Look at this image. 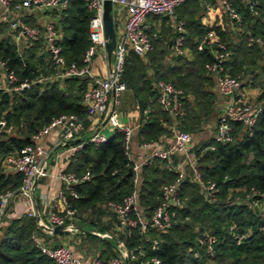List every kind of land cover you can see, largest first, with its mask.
Returning <instances> with one entry per match:
<instances>
[{
	"label": "trees",
	"instance_id": "obj_1",
	"mask_svg": "<svg viewBox=\"0 0 264 264\" xmlns=\"http://www.w3.org/2000/svg\"><path fill=\"white\" fill-rule=\"evenodd\" d=\"M230 1L241 15L239 24L228 17L240 33V40L236 43L231 42V32L199 23V17L205 9L198 0H190L176 9V16L180 19L182 16L197 14L186 22L189 32L187 40L188 43L191 41L193 49L192 60L167 68L161 76L147 77L144 65L149 63L131 51L126 56L121 78L141 113L136 134L140 144L157 142L160 136L170 133L167 126L173 122L178 130L195 131L211 111L217 94L212 90L215 79L204 67L211 59V54L207 50L197 51L195 48L197 40L204 34L215 31L227 45L229 58L225 65L233 76L245 68L242 58H238L240 54L257 53L263 58L259 46L250 43L249 37H261L264 40V0H258L257 9L260 14L256 16L245 6V1ZM90 17L85 0H67L66 8L61 11L62 36L58 44L67 64L75 62L80 65L84 51L91 44L88 32ZM153 51L154 48L146 58ZM34 55L33 49L19 55L16 46L8 38L0 40V57L16 73L18 83L32 78L39 71L45 73L37 66L38 59ZM254 63V59H251L250 64ZM261 73L262 91L254 103L261 107V113L253 133L248 135L240 123H232L234 142L215 143L211 137L202 146H194L196 156L199 157L195 161L197 168L204 180H212L219 187L218 200L207 202L198 184L189 177L182 180L183 207L177 211L171 227L164 233H150V236H158L161 242L155 251H150L149 247L147 251L150 255L158 256L162 264H264V219L254 207L243 202H233L235 195L226 196L229 190H242L239 194L244 197L252 188L264 193V65ZM168 77H171L170 82L184 91L185 114L178 119L172 118L156 101L153 83L157 79L168 81ZM88 81V78L73 77L52 82L43 90H40L39 84H34L30 89L19 92L0 91V118L23 126L16 136L0 139V156L19 152L25 146L33 144L32 135L61 115L75 114L84 117L85 109L81 100ZM253 82L254 80L252 85ZM211 144H214L213 150L207 148ZM74 159L73 172H90L89 180L75 186L79 194V199L75 202L78 210L83 207L93 208L97 203L107 201L120 202L134 189L133 175H127L131 164L124 152V136L121 132L115 130L98 145L85 141L74 153ZM165 164V161L154 158L151 164L140 168L138 198L144 210H152L160 201L161 186L178 176L175 170L167 169ZM20 179L16 172L5 174L0 170V192L17 188ZM188 218H191L192 224L187 222ZM193 224L197 225V229ZM232 226L234 229H231ZM34 229L35 222L32 218L25 222L21 218L15 219L10 223L0 238V264H55L32 242L31 234ZM203 232L216 237L215 253L208 256L201 251L200 257L195 258V238ZM238 233L246 234L240 243L234 239ZM137 234V231L133 232V238L127 240V246L134 244ZM105 254L107 255L106 251L102 250L98 258L103 261L108 259ZM114 255L116 254L111 256Z\"/></svg>",
	"mask_w": 264,
	"mask_h": 264
},
{
	"label": "built area",
	"instance_id": "obj_2",
	"mask_svg": "<svg viewBox=\"0 0 264 264\" xmlns=\"http://www.w3.org/2000/svg\"><path fill=\"white\" fill-rule=\"evenodd\" d=\"M125 8L127 18L119 36H116V44L113 51L114 65L105 77H96L91 72V62L97 50L106 54L103 28V0H85L87 10L91 13L88 23L89 39L91 44L84 51L81 64L75 62L67 64L62 48L58 44L56 33L52 27L45 28L43 38L45 49L48 53L51 72L50 82L63 81L67 78H88L86 89L82 93L81 103L85 109V116L64 114L54 119L50 124L39 129L32 135L33 144L27 145L19 152H9L2 156V161L21 177L20 184L15 189H6L0 192V224L1 218L9 208L16 194L32 202V192L37 179L55 178L60 183L56 198L50 205V211L40 212L32 209L29 217L36 218L42 230L52 232L54 227L70 230L73 225L70 220L78 212L75 202L79 199L76 185L90 179L88 170L77 174L73 171L59 170L49 172L48 150L43 145V139L52 128H58L59 141L61 143L74 139L83 129L84 120H99L121 132L124 136V152L131 164L134 189L120 202L107 201L106 208L114 215L118 227L124 229L127 238H133V232L137 231V240L132 246H125L122 252L101 260L94 258L90 264H162L156 255H150L147 251H155L161 240L158 236H150L151 232L164 233L172 225L177 211L183 207L181 197V182L189 177L198 184L202 196L207 202L218 200L219 187L212 180H204L193 159L192 135L187 131L178 130L174 133L173 140L166 147H152V142H143L141 147L151 149L149 156L139 162L132 161L131 144L133 139L132 128L121 122L118 118L116 107L122 92L126 89L121 74L123 63L128 53L134 52L141 58L146 56L154 48V40L158 38L152 31L146 19L148 16H169L173 19L174 36L170 44V53L174 56H182L185 53V43L188 37V28L181 19L176 16V9L189 0H112ZM224 9L227 16L237 22L241 21V15L230 0H216ZM245 6L253 13L259 15L257 9L258 0H245ZM67 0H0L1 15L8 18L9 28L15 38L16 47L31 46L42 36L39 28L26 23L21 15L32 8H66ZM250 43H256L264 58V40L261 37H249ZM21 47V48H22ZM197 51H209L211 59L204 65L208 74L216 81V93L224 99L218 113L216 126L213 132L215 143H231L235 141L232 123H240L246 134L251 135L257 118L261 113V107L256 106L247 95L243 86L241 75H231L227 71L225 62L229 58L227 45L214 31H209L197 40ZM18 51V50H17ZM19 55L21 53L18 51ZM41 79V78H40ZM39 82V80L37 81ZM35 82L25 79L18 83L16 73L10 69L0 57V91L4 93L19 92L30 89ZM37 84V83H36ZM156 91V101L163 110L178 119L185 114L183 106L184 91L176 87L172 82L157 79L153 83ZM145 113L147 110L144 111ZM22 124L17 126L5 118H0V139L16 136ZM106 136L99 131L94 132L88 139L89 142L98 145L106 140ZM81 145L72 148L78 150ZM214 149V144L207 147ZM184 156L181 164H175L173 158ZM154 158L165 161L166 168L175 170L177 178L164 183L160 189V201L150 211L144 210L139 204L138 189L140 183L139 170L141 166L151 164ZM235 203H246L254 207L258 215L264 219V193L251 189L244 197L232 198ZM58 207L61 208L58 210ZM46 216V220L42 217ZM234 229V226L231 227ZM244 233L234 236L237 243L245 238ZM31 240L39 251L52 259L55 264H84L82 256L78 255L73 247L68 244L50 245L44 238L36 233L31 234ZM193 256L200 257L201 251L208 256H213L216 237L206 232L200 233L195 238Z\"/></svg>",
	"mask_w": 264,
	"mask_h": 264
},
{
	"label": "crops",
	"instance_id": "obj_3",
	"mask_svg": "<svg viewBox=\"0 0 264 264\" xmlns=\"http://www.w3.org/2000/svg\"><path fill=\"white\" fill-rule=\"evenodd\" d=\"M198 1L202 3V6L205 9L204 13H202L199 17L200 20L199 23L208 27H212V26L218 27L221 31L231 32L233 34V37L235 36V32H237L238 29L235 27V24L231 20H229L226 12L216 0H198ZM62 10H63L62 8H32L28 12L24 11L21 15L22 19L26 23L39 28L42 32L41 38L33 45L31 46L23 45V47L21 46L22 48L16 47L21 54L22 53L24 54V52H26L27 50L33 49V52L35 54L34 56L35 58L38 59L37 66L39 67V69L45 71V73L43 72L40 73L41 80H44V84L42 86L40 85V90L45 89L47 85L52 83L48 80L51 72V68H50L48 53L46 52L45 49L43 32L45 28L52 27L56 33L58 41L60 40L62 36L61 23H60V16ZM1 14L2 13L0 6V40L8 38L10 43L16 46L15 38L9 28L8 18H4ZM112 15L115 24L116 36H119L123 29V24L127 18L126 10L124 7L118 4H113ZM146 23L148 24V26L152 31L160 32V35H162V33H164L165 31L166 32H168V30L170 31L171 37H169L167 40L168 51L170 52V44L174 36L173 19L169 16H148L146 19ZM234 29H236V31ZM195 37L196 35L193 38ZM185 47H186L185 53L182 56L187 58V60H190L193 57V49L188 43V40H186ZM113 65H114V61L112 57L111 59H108L107 55L103 53L102 50L98 49L91 62V72L96 77H105L108 75ZM251 80L252 79L250 78L249 79L244 78L242 84L246 89L248 98L255 103L256 97L259 94H257L255 90L252 89L256 87L252 85ZM126 90L127 89H125L122 92L121 96H123ZM212 90L216 92L215 80ZM224 102H225L224 99L220 98L217 94L215 95V98L212 103V108L214 111L217 110V116ZM140 118H141V113L138 105L135 107L134 110L129 112L127 116L125 117L120 116L119 118L121 122L129 125L132 128L133 139L131 144L130 159L135 162H139L141 159L149 156L151 152V149L142 148L141 144L138 142L136 138L137 129L140 123ZM213 122H214L213 131H214L217 122L216 118ZM203 123H205L204 119L202 120V124ZM163 125L166 124L164 123ZM175 125H176L175 122L169 124L167 127L169 128L171 135L168 138L166 137V135L160 136L157 142H152L153 143L152 147H163L161 146L162 139H164L165 142H168V144L171 143V141L173 140L174 133L178 131ZM96 131H99L101 134H103L106 137L110 136L114 132L113 128L108 124L102 123L99 120H91L84 122L82 131L74 139L61 143L59 141L58 128H52L43 139V145L48 150V154H49L47 159L49 172H56L59 170L72 171V167H73L72 164L75 163L74 153L77 151L76 150L73 152L72 148L79 145L82 146L83 143L87 141L89 137ZM107 132L109 133L108 135ZM195 143L196 140L192 136L193 147L194 145H196ZM183 158L184 156L181 155L176 156L174 158L175 164H181V161L183 162ZM0 170L5 174L14 173V171L9 166L3 163L2 156H0ZM139 175L141 182L140 170H139ZM59 188H60V183L55 178H51V177L39 178L36 180L34 185V189L32 192V202H29L28 199L20 196L19 194H16L11 201L8 212L1 218V224H0V234H2L1 238L4 235L6 228L10 225V223L13 220L21 218L22 221L25 222V220H28V218H32L34 219L35 222V229L33 230L32 234L36 233L39 236L43 237L45 242H47L50 245L70 244L72 243V241H74L76 236H78L79 239L78 242H81L83 238L87 239L90 236H92L93 238L98 239L95 245L97 251L96 257L101 255L102 250L106 251L107 253V255L105 254L106 258H109L112 254H117L119 252H122L125 246L127 245L128 238L126 231L118 227L116 218L114 217L113 214H112V220L108 222L106 227L100 228L96 231L92 230L91 232H86L83 230L80 234H77L78 232H75L74 235L70 230L67 229H63L65 231L64 233H54V232L44 231L39 226L36 218L28 216V212H30L32 209L38 210L40 212L41 211L47 212L50 209L51 203H53V201L55 200ZM59 209L61 208L58 207V210ZM42 218L43 220H46V216ZM75 251L76 253H79V251L77 250ZM85 251L89 252L91 251V249L89 248L87 250H84V253ZM84 253H80L81 256H83ZM84 264H90V263L87 262V260L85 259Z\"/></svg>",
	"mask_w": 264,
	"mask_h": 264
},
{
	"label": "rangeland",
	"instance_id": "obj_4",
	"mask_svg": "<svg viewBox=\"0 0 264 264\" xmlns=\"http://www.w3.org/2000/svg\"><path fill=\"white\" fill-rule=\"evenodd\" d=\"M193 16L194 15L182 16L183 19L182 18L180 19L184 21L185 24H187L186 23L187 19L191 20ZM196 16L197 14H195L194 17ZM234 30L236 31V29ZM155 32L157 33L158 38L154 40V51L152 52V54H150L149 58L148 57L145 59L142 58L143 61H146L149 63V65H144V71H146L147 77L152 76V75L161 76L162 72H165L167 68H172L176 65L183 64L187 60V58L183 56L182 58L174 56L168 51L167 40L169 37H171L169 30L168 32L165 31L164 33H162V35H160V32H157V31ZM239 34L240 33L234 36L233 39H231V42L236 43L237 41H239L240 40ZM190 43L191 41L189 42V44ZM230 49H232V47ZM238 58L239 59L242 58V60L244 61L245 68L237 75L239 76L241 75L242 79L250 78L252 79L251 81L254 80L253 86L256 88H252V87L251 88L254 89L257 94H260L262 91L260 81L263 80V76L261 72H262V67L264 65V59L260 57L257 53L242 54V55L240 54ZM112 59L114 61L113 56H112ZM192 59L193 57L190 60ZM251 59H254V62H255L254 64H250ZM42 72L39 71L37 75H34L32 78H29L28 80L35 82L34 84L37 83L42 86L44 84V80L40 79L41 78L40 73ZM167 79L168 81H170L171 77H168ZM38 80L39 82H37ZM136 106L137 105H136V102H135V99L132 93L127 89L124 92L123 96L120 97L118 105L116 107L118 118H120V116L121 117L127 116L128 113L134 110ZM216 116H217V110L214 111L213 108L211 107V111L208 113V116L205 119V123L203 124L201 123L199 128L195 131H187L191 133V135L196 140V143H195L196 145L194 146H197V147L202 146L205 141L209 140L213 136V132H214L213 131V126H214L213 121L215 120ZM175 127L178 129L177 125H175ZM108 134L109 133L107 132V135ZM170 135L171 133L166 134V137L168 138ZM161 142H162L161 146L163 147L168 146V142H165L164 139H162ZM195 148L193 147L194 150L192 154L194 156V160L197 162V159L199 157L196 156ZM241 191L242 190L235 192L233 190H229L226 196L227 197L234 196V195L241 196V194H239ZM110 220H112V213L106 208L105 203H97L93 208H89V207L79 208L77 215L73 219L70 220V223L73 225L71 232L74 235L75 232H78L77 234H80L83 230L86 232H91L92 230L96 231L100 228L106 227ZM187 222H190L191 224L193 223L191 218H188ZM193 225H194V228L197 229L196 227L197 225L196 224H193ZM1 236L2 234H0V238ZM78 240H79L78 236H76L74 241H72V243L68 245L73 247L74 251L75 250L79 251V253L77 254L84 253V250H87L90 248L91 251L89 252L85 251L82 257L84 258V260L86 259L87 262L91 263L93 259L96 258L97 256L95 245L98 239L90 236L87 239L83 238L81 242H78Z\"/></svg>",
	"mask_w": 264,
	"mask_h": 264
},
{
	"label": "water",
	"instance_id": "obj_5",
	"mask_svg": "<svg viewBox=\"0 0 264 264\" xmlns=\"http://www.w3.org/2000/svg\"><path fill=\"white\" fill-rule=\"evenodd\" d=\"M113 1L112 0H103V28H104V37L106 39L105 51L108 59H111L115 44H116V32L115 24L112 15ZM132 170L129 169L127 175H131ZM54 233H64L65 231L56 226L52 230Z\"/></svg>",
	"mask_w": 264,
	"mask_h": 264
}]
</instances>
